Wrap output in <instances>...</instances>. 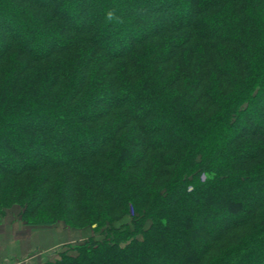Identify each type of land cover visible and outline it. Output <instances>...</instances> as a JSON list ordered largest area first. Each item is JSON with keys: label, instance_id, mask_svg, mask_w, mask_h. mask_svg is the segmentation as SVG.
Wrapping results in <instances>:
<instances>
[{"label": "trees", "instance_id": "obj_1", "mask_svg": "<svg viewBox=\"0 0 264 264\" xmlns=\"http://www.w3.org/2000/svg\"><path fill=\"white\" fill-rule=\"evenodd\" d=\"M263 117L264 0H0V215L102 235L44 264H264Z\"/></svg>", "mask_w": 264, "mask_h": 264}, {"label": "rangeland", "instance_id": "obj_2", "mask_svg": "<svg viewBox=\"0 0 264 264\" xmlns=\"http://www.w3.org/2000/svg\"><path fill=\"white\" fill-rule=\"evenodd\" d=\"M201 54H197V57H202ZM226 60H228V58ZM202 61L203 59H199V65ZM261 121L264 122V117L261 118ZM21 211L22 207L19 204L5 207L2 215H0V221L4 219L6 221L18 222L22 224L21 226L26 227L24 230H28L29 232V243L32 251V254L29 256V262L33 259H37V261L43 259L44 263H46L55 259L60 252L65 251L70 246L81 244L91 238H102L100 232L95 231L96 225L85 223L68 225L64 221H57L49 225H27L22 220ZM129 222L130 216L126 215L116 223V226ZM14 226H16V224ZM32 255H34L32 257L33 259L31 258Z\"/></svg>", "mask_w": 264, "mask_h": 264}, {"label": "crops", "instance_id": "obj_3", "mask_svg": "<svg viewBox=\"0 0 264 264\" xmlns=\"http://www.w3.org/2000/svg\"><path fill=\"white\" fill-rule=\"evenodd\" d=\"M16 226H14L15 224ZM22 224L13 221H0V264H42L44 260L37 261L32 255L29 243V232Z\"/></svg>", "mask_w": 264, "mask_h": 264}]
</instances>
